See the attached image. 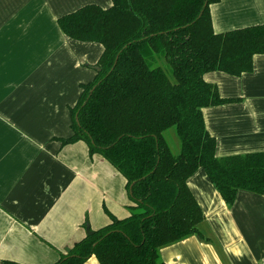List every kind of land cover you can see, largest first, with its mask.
Returning a JSON list of instances; mask_svg holds the SVG:
<instances>
[{
	"label": "crops",
	"instance_id": "crops-1",
	"mask_svg": "<svg viewBox=\"0 0 264 264\" xmlns=\"http://www.w3.org/2000/svg\"><path fill=\"white\" fill-rule=\"evenodd\" d=\"M111 0H0V259L51 264L66 248L124 218L132 204L124 177L71 135L69 107L92 80L102 47L64 35L57 18ZM215 33L264 25V0L209 6ZM231 102L203 108L217 157L264 152V54L239 76L203 75ZM204 220L159 249L166 264H259L264 257V193L239 190L228 206L203 169L187 180ZM83 264H100L92 255Z\"/></svg>",
	"mask_w": 264,
	"mask_h": 264
},
{
	"label": "trees",
	"instance_id": "trees-1",
	"mask_svg": "<svg viewBox=\"0 0 264 264\" xmlns=\"http://www.w3.org/2000/svg\"><path fill=\"white\" fill-rule=\"evenodd\" d=\"M219 0H111L85 4L56 20L67 37L101 45L95 76L70 106L71 135L126 180L129 214L75 242L51 264H166L159 249L201 235L203 212L187 180L203 169L224 202L239 190L264 193V152L217 157L203 108L233 101L204 80L239 76L264 54V25L215 33L209 6ZM174 128V154L164 132ZM0 264H22L0 259Z\"/></svg>",
	"mask_w": 264,
	"mask_h": 264
},
{
	"label": "rangeland",
	"instance_id": "rangeland-1",
	"mask_svg": "<svg viewBox=\"0 0 264 264\" xmlns=\"http://www.w3.org/2000/svg\"><path fill=\"white\" fill-rule=\"evenodd\" d=\"M96 44V43H95ZM78 98V97H77ZM77 100V99H76ZM164 136L170 146L171 151L174 154H177L179 151L180 143L175 134L174 128H170L164 132Z\"/></svg>",
	"mask_w": 264,
	"mask_h": 264
},
{
	"label": "water",
	"instance_id": "water-1",
	"mask_svg": "<svg viewBox=\"0 0 264 264\" xmlns=\"http://www.w3.org/2000/svg\"><path fill=\"white\" fill-rule=\"evenodd\" d=\"M92 233H93V232L89 229V224L86 223V224H85V234H86V235H90V234H92ZM65 250H66V252H69L70 248H66Z\"/></svg>",
	"mask_w": 264,
	"mask_h": 264
},
{
	"label": "built area",
	"instance_id": "built-area-1",
	"mask_svg": "<svg viewBox=\"0 0 264 264\" xmlns=\"http://www.w3.org/2000/svg\"><path fill=\"white\" fill-rule=\"evenodd\" d=\"M259 264H264V257L261 259Z\"/></svg>",
	"mask_w": 264,
	"mask_h": 264
}]
</instances>
